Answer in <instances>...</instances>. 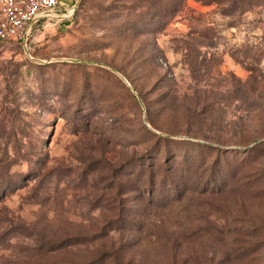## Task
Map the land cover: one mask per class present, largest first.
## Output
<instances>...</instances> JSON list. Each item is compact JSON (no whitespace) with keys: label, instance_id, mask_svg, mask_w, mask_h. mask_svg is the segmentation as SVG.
I'll use <instances>...</instances> for the list:
<instances>
[{"label":"rangeland","instance_id":"rangeland-1","mask_svg":"<svg viewBox=\"0 0 264 264\" xmlns=\"http://www.w3.org/2000/svg\"><path fill=\"white\" fill-rule=\"evenodd\" d=\"M64 3L0 49V264H264V0Z\"/></svg>","mask_w":264,"mask_h":264},{"label":"built area","instance_id":"built-area-1","mask_svg":"<svg viewBox=\"0 0 264 264\" xmlns=\"http://www.w3.org/2000/svg\"><path fill=\"white\" fill-rule=\"evenodd\" d=\"M62 7L61 0H0V49L15 42L26 46L33 23L59 17Z\"/></svg>","mask_w":264,"mask_h":264},{"label":"trees","instance_id":"trees-1","mask_svg":"<svg viewBox=\"0 0 264 264\" xmlns=\"http://www.w3.org/2000/svg\"><path fill=\"white\" fill-rule=\"evenodd\" d=\"M65 0H61V2L64 3ZM172 12L176 11V9H172ZM173 157V156H171ZM10 166H7V164H3V157L0 156V197L3 196L8 190L13 188V182H14V178L13 175H11V172L9 170ZM151 177H153L152 179L149 180V184H150V188H148V193L151 194V201L154 202H167L169 199L172 198V196L179 195L182 194L183 190V186L179 189V185L178 187H174L175 185V181L178 180L179 177H177L174 173V171L172 169H167L165 170V175L161 176L160 180L162 182H164V184H167L170 186H172L173 190H169V194H167V196L165 197V199L163 200H156L158 198H156L155 196V191H156V176L152 175ZM160 181V182H161ZM211 181V179H210ZM213 182V180L211 181ZM15 183V182H14ZM178 183V182H177ZM119 264H121L120 262H118ZM52 264H58V263H52Z\"/></svg>","mask_w":264,"mask_h":264},{"label":"crops","instance_id":"crops-1","mask_svg":"<svg viewBox=\"0 0 264 264\" xmlns=\"http://www.w3.org/2000/svg\"><path fill=\"white\" fill-rule=\"evenodd\" d=\"M62 4L64 5L65 3L62 2ZM39 23H40V25L42 24V18L37 20L36 22H34L33 25H35V24L38 25Z\"/></svg>","mask_w":264,"mask_h":264}]
</instances>
